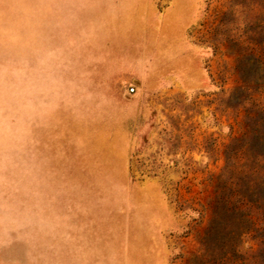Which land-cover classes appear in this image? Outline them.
Returning a JSON list of instances; mask_svg holds the SVG:
<instances>
[{
    "label": "rangeland",
    "instance_id": "1",
    "mask_svg": "<svg viewBox=\"0 0 264 264\" xmlns=\"http://www.w3.org/2000/svg\"><path fill=\"white\" fill-rule=\"evenodd\" d=\"M254 53L264 0H0V264H190Z\"/></svg>",
    "mask_w": 264,
    "mask_h": 264
},
{
    "label": "trees",
    "instance_id": "2",
    "mask_svg": "<svg viewBox=\"0 0 264 264\" xmlns=\"http://www.w3.org/2000/svg\"><path fill=\"white\" fill-rule=\"evenodd\" d=\"M237 69L243 82L249 83L247 73H264V56L254 53L247 60L238 56ZM250 83L262 89L264 79L254 78ZM258 157H264L263 109L248 112L243 135L228 148V164L219 179L204 250L190 264H264V174ZM247 238L260 246L249 255L244 251Z\"/></svg>",
    "mask_w": 264,
    "mask_h": 264
}]
</instances>
